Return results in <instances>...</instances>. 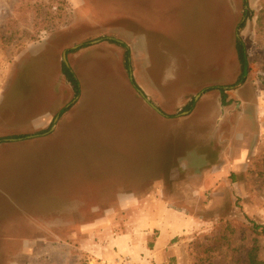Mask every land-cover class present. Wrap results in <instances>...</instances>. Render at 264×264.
I'll return each mask as SVG.
<instances>
[{
  "label": "rangeland",
  "instance_id": "obj_1",
  "mask_svg": "<svg viewBox=\"0 0 264 264\" xmlns=\"http://www.w3.org/2000/svg\"><path fill=\"white\" fill-rule=\"evenodd\" d=\"M152 193L193 220L163 262ZM263 230L264 0H0V264H264Z\"/></svg>",
  "mask_w": 264,
  "mask_h": 264
},
{
  "label": "crops",
  "instance_id": "obj_2",
  "mask_svg": "<svg viewBox=\"0 0 264 264\" xmlns=\"http://www.w3.org/2000/svg\"><path fill=\"white\" fill-rule=\"evenodd\" d=\"M222 156L223 155H220L218 159L220 164L223 163ZM217 167L218 166L215 165L210 169L205 168L195 177L202 178L203 184L205 182L213 181V176L217 173L214 170H217ZM134 199L135 203H133V205H136L133 206L134 216L132 219L135 221V226H138L137 231L142 238H145L148 241L151 240L152 250L149 251L150 255L155 257V260H162L161 262H163L165 260V254H167L166 250H170L168 245L171 244L177 236L183 234L184 231L188 232V230H192L193 226L191 221L193 220L188 219L178 211L172 210L165 201L158 199L153 193L146 198ZM153 234L155 236L154 239H152ZM131 238V235L122 234L119 239H117L116 244L121 245V247L124 248L125 245L131 241ZM27 242L31 243L32 241ZM36 242H38V239ZM126 251H128L127 248H125L122 256L132 259L129 252ZM24 254L29 258L30 251ZM133 260L137 261V259L134 258ZM14 264L16 263L14 262Z\"/></svg>",
  "mask_w": 264,
  "mask_h": 264
},
{
  "label": "trees",
  "instance_id": "obj_3",
  "mask_svg": "<svg viewBox=\"0 0 264 264\" xmlns=\"http://www.w3.org/2000/svg\"><path fill=\"white\" fill-rule=\"evenodd\" d=\"M235 49H236L238 63L240 66V77L237 81V84H241L243 82L244 76L246 75V71H247V61H246L245 48H244L243 43H241V41H236ZM61 72H62V75L68 81V83L71 85L73 91L76 94H78L79 93V83H78L75 75L65 66H62ZM222 104H224V102H222ZM211 158L212 159L209 161L210 165L214 164L216 161L213 159L212 156H211ZM263 232H264V230H263Z\"/></svg>",
  "mask_w": 264,
  "mask_h": 264
},
{
  "label": "water",
  "instance_id": "obj_4",
  "mask_svg": "<svg viewBox=\"0 0 264 264\" xmlns=\"http://www.w3.org/2000/svg\"><path fill=\"white\" fill-rule=\"evenodd\" d=\"M77 47H74L73 49H76ZM66 52H64L63 53V62H64V65L66 66V67H68V64H67V61H66ZM129 79H130V81H132L133 80V77H132V72H131V69H129ZM137 91V93H138V95L141 97V99H143V101L145 102V103H147L148 104V106L152 109V110H154L156 113H158V114H161V112L153 105V104H151L150 102H149V100L145 97V95L142 93V91H140L139 89H137L136 90ZM58 119V116L56 117V119H55V121ZM53 130V128H51L50 129V131H52ZM16 140L15 139H11V140H8V142H15Z\"/></svg>",
  "mask_w": 264,
  "mask_h": 264
},
{
  "label": "built area",
  "instance_id": "obj_5",
  "mask_svg": "<svg viewBox=\"0 0 264 264\" xmlns=\"http://www.w3.org/2000/svg\"><path fill=\"white\" fill-rule=\"evenodd\" d=\"M118 264H133V263L131 262L130 259H128V258L126 257V258H124L123 260L119 261Z\"/></svg>",
  "mask_w": 264,
  "mask_h": 264
},
{
  "label": "flooded vegetation",
  "instance_id": "obj_6",
  "mask_svg": "<svg viewBox=\"0 0 264 264\" xmlns=\"http://www.w3.org/2000/svg\"><path fill=\"white\" fill-rule=\"evenodd\" d=\"M133 81V80H132ZM140 90V89H139ZM141 91V90H140ZM143 93V92H142Z\"/></svg>",
  "mask_w": 264,
  "mask_h": 264
}]
</instances>
